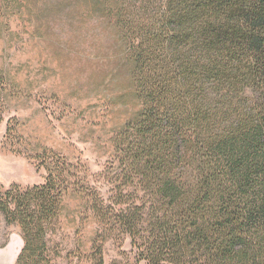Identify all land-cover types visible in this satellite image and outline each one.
<instances>
[{"label":"trees","instance_id":"1","mask_svg":"<svg viewBox=\"0 0 264 264\" xmlns=\"http://www.w3.org/2000/svg\"><path fill=\"white\" fill-rule=\"evenodd\" d=\"M108 13L140 110L112 138L111 195L88 193L97 233L70 264H105L115 238L137 264H264V0H114ZM22 94L0 67V124ZM66 164L0 187V215L24 240L16 264H54Z\"/></svg>","mask_w":264,"mask_h":264},{"label":"rangeland","instance_id":"2","mask_svg":"<svg viewBox=\"0 0 264 264\" xmlns=\"http://www.w3.org/2000/svg\"><path fill=\"white\" fill-rule=\"evenodd\" d=\"M113 3L0 0V67L23 89L0 124V187L44 183L48 162L67 163L73 184L49 235L54 264H70V254L91 249L98 224L88 193L111 195L112 138L140 110L128 54L109 17ZM12 117L17 127L7 134ZM23 246L20 226L0 215V264H16ZM104 259L137 264L130 241L117 238L106 242Z\"/></svg>","mask_w":264,"mask_h":264}]
</instances>
